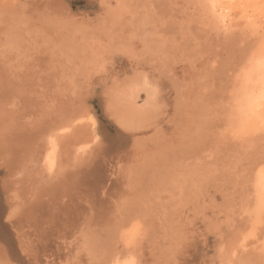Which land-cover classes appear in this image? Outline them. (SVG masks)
<instances>
[{
	"label": "rangeland",
	"instance_id": "rangeland-1",
	"mask_svg": "<svg viewBox=\"0 0 264 264\" xmlns=\"http://www.w3.org/2000/svg\"><path fill=\"white\" fill-rule=\"evenodd\" d=\"M225 6L254 17L216 31L214 0H0V264H264V155L221 135L264 82V0ZM81 115L95 144L45 182L41 137Z\"/></svg>",
	"mask_w": 264,
	"mask_h": 264
},
{
	"label": "bare ground",
	"instance_id": "bare-ground-1",
	"mask_svg": "<svg viewBox=\"0 0 264 264\" xmlns=\"http://www.w3.org/2000/svg\"><path fill=\"white\" fill-rule=\"evenodd\" d=\"M207 1V0H206ZM213 1V0H212ZM215 3H217L218 6V11L222 10V12L217 13L218 18H217V22L219 25H215L217 26L216 31L223 29V30H229V31H233V29L238 28V26L240 27V19L246 21V19L248 20L252 15H247L245 14V7H240V4L238 5L236 3V5L238 6L236 9L240 10L244 15L239 19L236 20L235 22L230 18V16H228L229 13L235 12L234 9L231 10V5L230 10H227V7L225 6V3L227 2V0H214ZM231 1V0H230ZM234 0H232L233 2ZM208 4V3H206ZM212 4V3H211ZM214 4V2H213ZM230 4V3H229ZM235 5V2L234 4ZM204 6V5H202ZM207 6V5H206ZM216 6V4H215ZM213 5V7H215ZM235 7V6H234ZM233 7V8H234ZM205 8V7H204ZM208 8V7H207ZM215 8V9H216ZM240 8V9H239ZM211 9V7L209 8V10ZM214 9V11H215ZM217 11V12H218ZM213 16V15H212ZM254 17V15L252 16ZM251 17V18H252ZM216 18V17H215ZM235 18V17H234ZM250 18V19H251ZM264 19V17H262ZM261 18V19H262ZM262 19V20H263ZM253 20V19H252ZM252 20L249 22L251 23ZM215 21V20H214ZM243 21V22H244ZM263 22V21H262ZM261 23V22H260ZM264 23V22H263ZM245 24H247V22H245ZM243 25V23H242ZM248 27V26H245ZM241 28V27H240ZM243 28V26H242ZM241 28V29H242ZM249 28V27H248ZM247 29V28H246ZM238 30V29H237ZM245 30V29H244ZM215 31V32H216ZM257 60V59H256ZM258 62H256L254 60V64H250L251 66H247V68H242L243 69H247L244 70L245 73L243 74V76L250 74L251 72L254 71L255 67H258L260 64H262L261 60H257ZM252 62V61H251ZM253 63V62H252ZM246 66V65H244ZM256 69V68H255ZM19 76V75H18ZM264 76V75H263ZM247 77V76H246ZM245 77V78H246ZM248 79V78H246ZM263 79V77L261 78ZM8 80V79H7ZM264 81V80H263ZM244 82V80H243ZM260 82V83H259ZM257 83V85H254L256 83H253L252 86H250L249 91H245V92H241L242 94L233 100L232 106L227 114L226 120L223 122V128L221 129V135H228V134H232L234 132V134L228 138L227 140L232 139L233 141H237L238 143H236L240 148V151L244 154H246V152L248 150H252L253 148L257 149L259 148L260 151H258L257 154L259 155H264V110L262 111L260 116H257L256 118L258 119H253L252 121H250L249 123H246V128L243 124V122L246 120L245 118H247V114L248 112H250V109L252 108V106L254 105V103L257 100H264V82L259 81ZM131 84L129 86L126 87V93H125V97H127L128 99L130 97H134L135 93L140 89L141 85L138 87V83L137 86L132 85L133 83L130 82ZM1 84V83H0ZM242 84V83H241ZM246 84V82H245ZM249 84V83H248ZM127 85V84H125ZM2 86V88H0L2 91L3 89L6 90L7 92L11 89H9L8 87H4L2 84L0 85V87ZM240 86V85H239ZM4 87V88H3ZM123 87V86H122ZM151 87V86H150ZM248 87V86H247ZM242 88V86H241ZM145 89V88H144ZM0 90V91H1ZM122 90V89H121ZM153 89L151 88V93H148L147 95H150L149 97L154 96L153 95ZM155 90V89H154ZM1 91V92H2ZM150 91V90H149ZM6 93V92H5ZM3 94V93H1ZM10 95H12L9 92ZM5 95V94H3ZM3 95H0L1 97ZM9 95V96H10ZM23 95V94H22ZM145 95V94H144ZM13 96V95H12ZM18 96V95H17ZM25 96V95H24ZM27 96V95H26ZM5 97V96H4ZM136 97V96H135ZM8 98V96H7ZM27 99V97H25ZM131 98V99H132ZM20 99V98H19ZM153 99V98H150ZM3 100V99H2ZM23 100V99H22ZM30 100V99H29ZM7 102V101H6ZM28 102V101H27ZM26 102V103H27ZM23 103V102H22ZM29 104V103H28ZM31 104V103H30ZM2 106V105H1ZM21 106V105H20ZM27 106V105H26ZM26 106H21L20 108H23V111L21 112L23 114L24 112V108L27 110ZM33 106V105H32ZM260 106H262V103H260ZM263 106H264V102H263ZM28 107V106H27ZM1 108V107H0ZM5 108V107H4ZM8 108V107H7ZM31 108V107H30ZM33 110V109H32ZM6 111V110H5ZM28 111V110H27ZM34 111V110H33ZM14 112V111H13ZM7 113V111L5 112ZM29 113V112H28ZM33 114V112H32ZM31 114V115H32ZM253 114V113H252ZM256 114V113H255ZM17 115V114H16ZM29 115V114H28ZM27 115V116H28ZM251 115V112H250ZM25 116V115H24ZM253 116V115H252ZM255 116V115H254ZM6 117V116H5ZM4 117V120H6ZM34 117V116H33ZM13 118V116H12ZM32 118V117H31ZM11 120V119H10ZM7 121V120H6ZM65 122L58 124L56 127H49L50 129H47L46 133L43 134V136L40 139V143L41 147L38 148V154H37V160L36 164H37V173L41 176L40 179H45L44 181L46 182V180L51 181L52 179L55 178H63L66 177V173L68 170H70L72 167H74L76 164H78L76 167L78 168L79 166V162L80 160H82L83 157H85L84 155L92 148V146L95 144L96 142V133H95V125L93 120L87 116V115H81L79 117H77L74 120H70V121H66ZM5 122V121H4ZM36 122V121H34ZM38 123V122H37ZM28 124V123H27ZM242 124H243V130L242 128ZM24 125V124H23ZM32 125V123H31ZM35 125V124H34ZM34 125H32L34 127ZM5 126V125H3ZM10 126V125H9ZM17 126V125H16ZM28 126V125H27ZM39 126V125H38ZM24 129V126H21ZM20 127V129H21ZM32 130L29 129V126L27 128L28 132L29 130L33 131V129H37L36 125ZM40 127V126H39ZM18 128V127H17ZM22 128V130L24 131V129ZM31 128V126H30ZM9 130V129H8ZM19 130V129H17ZM16 130V131H17ZM26 130V132H27ZM6 131V130H5ZM20 131V130H19ZM25 132V133H26ZM7 133V132H6ZM16 133H21V132H16ZM14 133V134H16ZM30 133V132H29ZM4 134V133H3ZM17 135V134H16ZM23 135V134H22ZM22 137V136H21ZM11 140V139H10ZM14 140V139H13ZM12 140V141H13ZM217 140V139H216ZM21 142V141H20ZM23 142V141H22ZM26 142V140H25ZM24 142V143H25ZM28 142V141H27ZM36 142V141H35ZM35 142L33 141V143L35 144ZM23 143V146H24ZM31 143V146L32 144ZM17 144V143H16ZM21 144V143H20ZM29 144V142H28ZM27 144V145H28ZM26 145V144H25ZM26 145V146H27ZM36 145V144H35ZM22 146V147H23ZM30 147V144H29ZM35 147V146H34ZM15 147H13L14 149ZM25 148V146L23 147ZM28 148V147H27ZM11 149V148H10ZM29 149H32V147H30ZM34 149V148H33ZM6 153V152H5ZM26 153V152H25ZM7 154V153H6ZM253 154V153H252ZM256 154V155H257ZM254 155V154H253ZM26 156V155H25ZM32 157V156H31ZM36 157V156H35ZM253 157V156H252ZM33 158V157H32ZM248 158V157H247ZM257 158V157H256ZM34 159V158H33ZM85 159V158H83ZM239 161V160H238ZM83 164V161H81ZM80 162V164H81ZM81 164V165H82ZM24 172V171H23ZM74 173V172H72ZM259 174V173H258ZM262 174V173H261ZM259 174L258 176H262L264 174ZM35 175V174H34ZM256 175V174H255ZM37 176V175H36ZM257 176V177H258ZM37 178V177H36ZM264 179V178H263ZM60 181V180H59ZM252 184L253 186H255V188H259L264 186L263 182H262V177L261 179L259 178H255L253 177L252 180ZM62 184V183H61ZM60 184V185H61ZM51 185V184H50ZM68 187V186H67ZM52 189V188H51ZM65 190V189H64ZM257 190V189H256ZM79 194V193H78ZM61 196V195H60ZM72 201V200H71ZM78 202V201H77ZM92 203V202H91ZM74 209V208H73ZM1 213H2V209L0 207V217H1ZM0 235H2L1 239L3 238L4 240H10L11 236L9 234L8 229H6L5 225L2 223L1 218H0ZM13 240V239H12ZM11 241V240H10ZM7 244H9L10 242L5 241ZM13 243V242H12ZM11 243V244H12ZM13 245V244H12ZM11 249V246H10ZM12 250V249H11ZM13 251V250H12ZM15 251V250H14ZM15 256H17L20 259L19 255H16V253H14ZM18 252V250H17ZM12 253V252H11ZM19 254V253H18ZM248 257V256H247ZM16 258V257H15ZM14 258V259H15ZM249 258V257H248ZM23 260V259H22ZM29 260V259H28ZM85 260V259H84ZM117 260V258H116ZM246 260V259H245ZM123 261V260H122ZM129 261V260H128ZM226 261V260H225ZM116 261L114 260V263ZM126 261L123 262V264ZM112 263V264H114ZM131 263V262H130ZM230 263V262H229ZM122 264V263H121ZM125 264H129L128 262ZM224 264V263H223Z\"/></svg>",
	"mask_w": 264,
	"mask_h": 264
}]
</instances>
